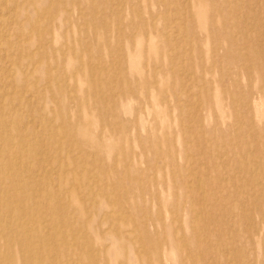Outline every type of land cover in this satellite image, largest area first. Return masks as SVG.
Returning <instances> with one entry per match:
<instances>
[{
  "label": "rangeland",
  "instance_id": "1",
  "mask_svg": "<svg viewBox=\"0 0 264 264\" xmlns=\"http://www.w3.org/2000/svg\"><path fill=\"white\" fill-rule=\"evenodd\" d=\"M259 44L264 0H0V264L9 218L18 264H264Z\"/></svg>",
  "mask_w": 264,
  "mask_h": 264
},
{
  "label": "bare ground",
  "instance_id": "2",
  "mask_svg": "<svg viewBox=\"0 0 264 264\" xmlns=\"http://www.w3.org/2000/svg\"><path fill=\"white\" fill-rule=\"evenodd\" d=\"M253 18L255 19V16L253 15ZM252 26V25H251ZM255 37H259L258 36V33H256V35H254ZM257 41V39H254ZM243 44H245L246 46L245 47H248V43L247 42H244L243 41ZM261 45L259 44L258 47L256 48V50L258 49L260 52L259 53H255L253 54V57L250 58V61H249V64H255L257 66L260 67L259 71H260V79L264 82V51L262 50V47H260ZM262 51V52H261ZM205 98H208V95L204 96ZM242 168V169H241ZM241 170H245V168L243 166H241ZM245 172V171H244ZM13 214L19 218L20 216V212H16L14 211ZM19 216V217H18ZM31 220V219H30ZM10 218L7 220V223H6V227H5V230H6V234H7V247H8V253L6 254V262L4 264H18L17 263V259L15 258V253L13 252V244L15 243V239L14 237H12V234H14V232L10 231ZM196 235H195V242H199L200 241V238L202 235H198V233H201V230L200 231H196ZM49 239V238H48ZM188 240V239H187ZM48 242H52L50 240H48ZM199 244V243H198ZM21 248H24V251L26 252V249L27 247L25 246L24 243H21ZM23 250V249H22ZM53 251V250H52ZM51 251V252H52ZM204 260L206 259L207 260V256L209 254V249H204ZM193 255V254H191ZM23 260V264H39L41 263V260H38V258L35 259V257L32 256V258L30 259H27L25 260L24 258L22 259ZM38 261V262H37ZM204 264H208L207 262H204Z\"/></svg>",
  "mask_w": 264,
  "mask_h": 264
}]
</instances>
